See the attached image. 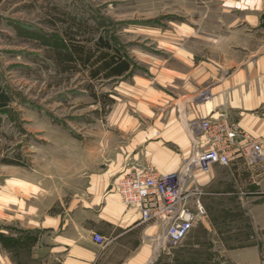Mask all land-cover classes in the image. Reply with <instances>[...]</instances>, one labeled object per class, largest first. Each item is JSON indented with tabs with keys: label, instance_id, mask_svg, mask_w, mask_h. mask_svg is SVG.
<instances>
[{
	"label": "crops",
	"instance_id": "1",
	"mask_svg": "<svg viewBox=\"0 0 264 264\" xmlns=\"http://www.w3.org/2000/svg\"><path fill=\"white\" fill-rule=\"evenodd\" d=\"M240 2L243 16L233 29L240 44L229 55L197 57L173 46L169 63L156 62L154 73L117 78L109 130L65 142L68 161L76 162L64 168V207L32 232L11 235V246H0V264H169L173 257L180 264H264L258 233L264 224L252 221L247 235L235 231L239 216L252 209L248 203L264 210V159L252 165L237 154L229 165L186 176L187 187L205 191L203 234L192 237L201 248L170 250L162 226L142 223L140 209L123 207L115 192L119 178L136 165L179 170L203 140L199 123L205 118L227 117L264 146V0ZM225 224L232 226L229 234L220 230ZM95 234L103 246L93 241Z\"/></svg>",
	"mask_w": 264,
	"mask_h": 264
},
{
	"label": "rangeland",
	"instance_id": "2",
	"mask_svg": "<svg viewBox=\"0 0 264 264\" xmlns=\"http://www.w3.org/2000/svg\"><path fill=\"white\" fill-rule=\"evenodd\" d=\"M239 3L240 0H0V87L11 97L9 106L0 110L2 248L11 246V235L32 232L29 228L64 207L67 196L60 192L64 168L76 162L66 157L70 147L66 140H89L109 130L107 120L114 100L104 106L103 99L114 96V86L122 79L91 82L82 72L72 76L55 72L49 48L60 47V34L67 22H86L95 28L96 37L109 39L130 63L131 70L123 77L127 80L148 71L154 73L156 62L160 66L169 63L173 46L197 57L229 55L240 44L233 30L236 20L240 25L243 16ZM80 36H76L77 42L88 37ZM9 159L16 164H7ZM198 188L201 200L205 191ZM258 204L248 203L252 209L239 216L240 225L235 231L241 229L247 235L253 232L252 221L264 224V210L254 209ZM199 222L179 245L165 246L175 251L201 248V243L192 239L203 234L198 229ZM231 227L225 224L220 230L229 234ZM258 233L264 238V228ZM170 260L169 264H180L175 257Z\"/></svg>",
	"mask_w": 264,
	"mask_h": 264
},
{
	"label": "built area",
	"instance_id": "3",
	"mask_svg": "<svg viewBox=\"0 0 264 264\" xmlns=\"http://www.w3.org/2000/svg\"><path fill=\"white\" fill-rule=\"evenodd\" d=\"M199 129L203 140L179 170L160 173L150 164L136 165L119 178L115 187L123 207L140 209L142 223L162 226V240L169 248L179 245L205 213L199 188L185 185L188 174L195 170L207 173L213 165H229L237 154L246 155L252 165L264 159V146L227 117L202 119ZM93 241L105 244L98 234Z\"/></svg>",
	"mask_w": 264,
	"mask_h": 264
},
{
	"label": "trees",
	"instance_id": "4",
	"mask_svg": "<svg viewBox=\"0 0 264 264\" xmlns=\"http://www.w3.org/2000/svg\"><path fill=\"white\" fill-rule=\"evenodd\" d=\"M67 26L60 34V47H50V59L53 68L58 74L70 76L79 72L86 74L92 82L96 80H114L128 74L131 70L129 61L124 58L119 50L110 43L109 39L103 36L96 37V30L86 22H67ZM88 36L82 42L76 41V36ZM87 90L91 92L92 87ZM95 96L94 93H92ZM106 98V97H104ZM104 106L111 105L113 99H103ZM11 103L9 94L0 87V110H3ZM7 164H16L10 159ZM19 164V163H17Z\"/></svg>",
	"mask_w": 264,
	"mask_h": 264
}]
</instances>
